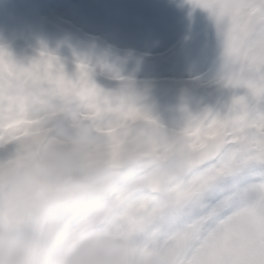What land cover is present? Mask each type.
Instances as JSON below:
<instances>
[{"label":"rangeland","instance_id":"rangeland-1","mask_svg":"<svg viewBox=\"0 0 264 264\" xmlns=\"http://www.w3.org/2000/svg\"><path fill=\"white\" fill-rule=\"evenodd\" d=\"M0 47L22 62L45 49L61 57L69 71L77 59L104 64L130 80L140 102L162 122L183 129L164 135L156 121L133 112L104 132L54 134L104 142L119 136L142 148L143 165L124 198L136 211L142 199L138 192L157 194L160 242L171 249L177 264L178 250L199 226L198 221L177 226L189 203L217 185L231 189L221 197L222 204L238 193L249 202L264 193L262 169L255 168L264 165V145L242 140L230 124L221 127L204 117L187 124L180 120L182 104L196 112L215 107L223 96L215 83L222 37L209 13L193 8L188 0H0ZM94 79L107 88L119 83L99 71ZM18 127L20 137L31 136L27 134L31 125ZM217 130L223 131L221 139L211 150L200 151ZM184 144L195 154L180 165L178 154ZM246 177L251 181L241 183Z\"/></svg>","mask_w":264,"mask_h":264},{"label":"snow or ice","instance_id":"snow-or-ice-1","mask_svg":"<svg viewBox=\"0 0 264 264\" xmlns=\"http://www.w3.org/2000/svg\"><path fill=\"white\" fill-rule=\"evenodd\" d=\"M188 2L209 13L222 37L215 83L223 96L215 107L196 112L182 104L180 120L187 124L204 117L221 127L230 124L242 140L264 145V0ZM98 71L118 81L117 86L98 84ZM133 112L156 121L164 135L183 130L162 122L140 102L132 82L104 64L77 59L69 71L61 57L45 49L22 62L0 47V164L20 151L18 126L31 125L27 134L34 137L99 133ZM255 168L262 169L264 179V165ZM250 181L246 177L241 183ZM229 190L227 185L213 187L178 217V227L193 221L199 225L177 252L180 264H264V193L250 202L238 193L229 203H219Z\"/></svg>","mask_w":264,"mask_h":264},{"label":"clouds","instance_id":"clouds-1","mask_svg":"<svg viewBox=\"0 0 264 264\" xmlns=\"http://www.w3.org/2000/svg\"><path fill=\"white\" fill-rule=\"evenodd\" d=\"M217 130L201 146L211 150ZM0 164V264H177L160 242L156 193L125 194L143 165L142 148L119 136L104 142L22 136ZM195 150L184 144L178 163Z\"/></svg>","mask_w":264,"mask_h":264}]
</instances>
